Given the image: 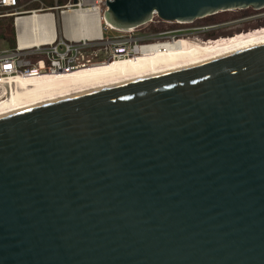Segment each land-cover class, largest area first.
I'll return each instance as SVG.
<instances>
[{
	"label": "water",
	"instance_id": "obj_1",
	"mask_svg": "<svg viewBox=\"0 0 264 264\" xmlns=\"http://www.w3.org/2000/svg\"><path fill=\"white\" fill-rule=\"evenodd\" d=\"M106 8L125 31L264 0ZM0 264H264V41L0 115Z\"/></svg>",
	"mask_w": 264,
	"mask_h": 264
},
{
	"label": "bare ground",
	"instance_id": "obj_2",
	"mask_svg": "<svg viewBox=\"0 0 264 264\" xmlns=\"http://www.w3.org/2000/svg\"><path fill=\"white\" fill-rule=\"evenodd\" d=\"M62 17L66 36L75 39L79 38L80 29L83 30L87 26L88 30V25L85 26L84 24L89 19L95 18L98 22L96 12L89 10L76 12L74 16L67 13ZM52 19L53 17L51 18L50 14L18 19L16 27L20 45L24 44L25 38L33 35H41V38L36 36L31 39L32 41L35 39L34 44L43 43V40L45 41V38L50 37L51 32H53L54 23ZM96 25L94 27L95 31L91 30L88 38L92 39L100 36V27L98 23ZM82 35L84 37V34ZM29 39H26L25 42ZM263 41L264 29L210 42L200 41L199 39L167 40L143 46L132 57L116 59L106 64L79 68L62 74L46 73L30 78L3 80L0 84V89L4 92L3 97L0 99V115L100 84L124 80L168 67L210 58ZM29 42L31 41L29 40Z\"/></svg>",
	"mask_w": 264,
	"mask_h": 264
},
{
	"label": "built area",
	"instance_id": "obj_3",
	"mask_svg": "<svg viewBox=\"0 0 264 264\" xmlns=\"http://www.w3.org/2000/svg\"><path fill=\"white\" fill-rule=\"evenodd\" d=\"M107 1L111 2L112 0ZM34 2L39 3V0H30L28 3L32 4ZM67 3L64 6H57L55 0L54 7L47 8L41 3L37 9L26 10L20 6L19 0H0V18L13 17L14 21H16L21 16L32 17L40 13H49L53 10L59 11L61 15L65 9L73 6L78 7L82 11L96 12L98 24L103 27L100 30V36L92 39L86 37L80 40L65 41L61 37L57 38L51 32L50 37L45 38L43 43L31 44L25 47L17 46L11 50H1L0 84L7 79L30 78L46 73L62 74L79 68L106 64L116 59L132 57L139 48L161 42L148 39L151 26L156 27L160 22L177 24L162 21L154 15L148 23L142 26L119 31L104 21L103 15L107 9L106 0H76V4H73V0H68ZM256 17L263 16L258 15ZM263 29H255L252 32ZM249 33L251 32L246 34ZM174 39L170 37L168 40ZM210 41L212 40L206 42ZM40 56H43L44 59ZM3 95L4 92L0 89V99Z\"/></svg>",
	"mask_w": 264,
	"mask_h": 264
},
{
	"label": "rangeland",
	"instance_id": "obj_4",
	"mask_svg": "<svg viewBox=\"0 0 264 264\" xmlns=\"http://www.w3.org/2000/svg\"><path fill=\"white\" fill-rule=\"evenodd\" d=\"M30 0H20V6L21 7H24V9H27L29 6H31V4H29ZM53 2V4L55 5V0H39V3L38 2H34L32 4V6H40L41 3L44 4V5H47V4H50V2ZM62 6V5H61ZM252 10V9H251ZM243 11H232V12H227V13H220V14H217V15H214V16H211V17H207V18H204V19H201V20H196L194 23L192 24H169V23H162L160 22L159 24L156 25V27H153L151 26L150 27V31H153L155 30V32H161V31H170V30H173V34L171 35V37L175 38V39H199L200 41H208V40H215L216 38H211V39H206L205 38V33L203 32H198L196 30H193L192 28L194 27H198L200 28L201 30L205 31L207 29V27L211 24H207L206 21L210 20V19H217V20H229V19H232V18H236L238 17ZM258 15H262L263 17H256ZM255 18L249 20L248 22H242V21H237V22H234L232 24V22L230 23H226V24H221L220 26H209V28H217L216 30H214L213 33H223L224 31L225 32H231V30L233 29H237V28H240V27H243V25H247V24H250V25H257V24H260L261 22H264V10L262 11H258L256 12V15L254 14ZM155 22H156V19H155ZM207 26V27H205ZM261 26H264V25H260V26H256L254 28H257V27H261ZM64 28V26H63ZM180 30V31H179ZM254 30H251V31H248V32H252ZM247 32V33H248ZM15 33V32H14ZM241 34H246V33H241ZM241 34H238V35H241ZM178 35V36H177ZM229 37V36H228ZM230 37H234L233 36H230ZM229 37V38H230ZM219 39H223L224 37H218ZM11 48V45L7 42V41H1L0 40V50H5V49H9ZM41 58L44 59L43 56H40Z\"/></svg>",
	"mask_w": 264,
	"mask_h": 264
},
{
	"label": "crops",
	"instance_id": "obj_5",
	"mask_svg": "<svg viewBox=\"0 0 264 264\" xmlns=\"http://www.w3.org/2000/svg\"><path fill=\"white\" fill-rule=\"evenodd\" d=\"M68 3H66L65 5H67ZM70 4H72V2H70ZM58 6V5H57ZM62 6H64V5H62ZM48 8V7H47ZM33 10V9H32ZM80 12V11H82V10H80L78 7H73V6H70L68 9H65L64 10V12H63V14L65 15V14H67V13H70L72 16H74L75 15V13L76 12ZM74 13V14H73ZM44 14H50L51 15V18L53 17V33H55V35H56V37L57 38H59V37H61V38H63L65 41H67V40H80L81 38H86V37H88L90 34H91V30L94 32L95 31V29H94V27H96L97 25V21H96V19L95 18H93V19H89V21H87L86 22V24H84L85 26L86 25H88V30H87V26L86 27H84V29L87 31H85L84 29L82 30V29H80V36H79V38H77V39H75V38H69V37H67L66 36V34H65V32H64V28H63V17L62 16H64L63 14H59V11H56V10H53V11H51V12H49V13H40V14H37L38 16H40V15H44ZM25 17H30V16H21V17H19L18 19H21V18H25ZM8 18H12L13 19V17H8ZM17 19V20H18ZM17 20L16 21H14V19H13V28H14V32H15V46H12L11 48H9V49H5V50H11V49H15L17 46H20V47H25V46H28V45H31V44H34V42L33 41H35V39L32 41L31 39L32 38H35L36 36L37 37H39V38H41V35H36V36H30L29 38H25V40L26 39H29L31 42H29V40H27L28 41V43H26L25 42V40H24V44L23 45H20V43H19V38H18V33H17V27H16V23H17ZM92 21V22H91ZM96 22V23H95ZM89 23V24H88ZM95 25V26H94ZM99 25V24H98ZM90 26V27H89ZM92 26V27H91ZM99 27H100V25H99ZM91 28H93V29H91ZM100 30L101 29H103V27H100L99 28ZM90 33H89V32ZM84 32V33H83ZM82 34H84V37H83V35ZM89 34V35H88ZM1 51V50H0Z\"/></svg>",
	"mask_w": 264,
	"mask_h": 264
},
{
	"label": "flooded vegetation",
	"instance_id": "obj_6",
	"mask_svg": "<svg viewBox=\"0 0 264 264\" xmlns=\"http://www.w3.org/2000/svg\"><path fill=\"white\" fill-rule=\"evenodd\" d=\"M244 11H246V10H244ZM244 11L236 18H232V19L220 22L218 24L209 25V26H216V25L220 26L221 24L223 25V24H226V23H229V22L230 23L232 22V24H233L234 22H237V21L248 22L249 20L254 18V14L256 15V12H257V11H255V12H246L245 13ZM261 24H263V22H261L260 24H257V25L259 26ZM257 25H250V24L246 25L245 24V25H243V27L231 30V32L230 31L229 32H225L224 31L223 33H219V32L213 33L214 30H216L217 28L214 27V28H209L208 29L209 26L208 27L205 26V27H207V29L205 31L201 30L198 27H194L192 29L196 30L198 32H202V33L204 32L205 33V38L208 40V39H210V36H213V37H219L220 36V37H224V38H229L230 36H233V35L235 36V35H238V34H241V33H247L248 31H251V30L264 28V26L254 28ZM149 32H150V34L148 36V39H150L152 41H166V40H168L171 37V35L173 34L174 31L170 30L168 32L167 31H161V32L160 31L159 32L149 31ZM216 39H219V38H216Z\"/></svg>",
	"mask_w": 264,
	"mask_h": 264
},
{
	"label": "trees",
	"instance_id": "obj_7",
	"mask_svg": "<svg viewBox=\"0 0 264 264\" xmlns=\"http://www.w3.org/2000/svg\"><path fill=\"white\" fill-rule=\"evenodd\" d=\"M67 2H68V0H56V3L58 6L65 5ZM32 5H34V4H31V6H29L26 10H32V9L39 8V6H32ZM45 6L46 7H54L55 5L51 1L50 4H47ZM244 12L246 13V12H255V11L249 9V10H246ZM224 13H227V12H224ZM223 21H226V20H224V19H222V20L210 19L206 22H207V24L214 25V24H218V23L223 22ZM261 25H264V22ZM153 31H155V30H153ZM211 38H218V37L210 36V39ZM0 40L1 41H7L11 45V47L15 46V33H14L13 19L12 18H8V17L0 18Z\"/></svg>",
	"mask_w": 264,
	"mask_h": 264
}]
</instances>
